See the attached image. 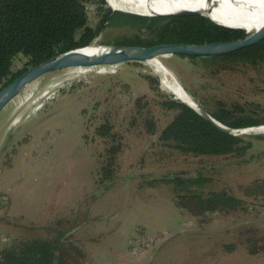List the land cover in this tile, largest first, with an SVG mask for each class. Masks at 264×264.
<instances>
[{"label":"rangeland","instance_id":"1","mask_svg":"<svg viewBox=\"0 0 264 264\" xmlns=\"http://www.w3.org/2000/svg\"><path fill=\"white\" fill-rule=\"evenodd\" d=\"M85 5L96 26L99 1ZM131 33L108 23L96 42ZM171 57L167 69L210 106L219 99L264 103V74ZM25 62L18 56L14 70ZM149 62L54 69L0 112V251L63 229L72 243L67 264H264V139L254 138L244 156H196L161 144L173 113L158 101L185 100ZM104 111L123 135L117 179L107 189L99 173L106 142L94 134ZM251 134L264 127L240 135ZM197 175L210 180H173ZM192 190H227L240 203L192 213L175 203Z\"/></svg>","mask_w":264,"mask_h":264},{"label":"trees","instance_id":"2","mask_svg":"<svg viewBox=\"0 0 264 264\" xmlns=\"http://www.w3.org/2000/svg\"><path fill=\"white\" fill-rule=\"evenodd\" d=\"M87 1L0 0V84L60 52L96 41L108 23L132 30L131 34L118 37L115 40L118 44L213 42L236 37L243 31L216 23L203 15L157 16L113 10L104 7L106 0H98L102 15L98 24L93 26L89 23L85 5ZM21 55L26 59L24 67L14 70V62ZM205 63L218 70L246 68L262 75L264 39ZM150 79L159 82L157 77ZM189 93L204 110L232 129L264 124V103L260 101L227 102L219 99L210 106L192 91ZM139 102L138 99L136 103ZM158 104L173 113L171 121L161 129L158 140L186 154L244 156L255 148L254 138L264 139V134H251L248 139L245 135L222 130L187 103L177 99L159 100ZM108 113L104 111L94 130V134L106 142L99 172L100 181L109 180L104 185L105 189L117 179L115 166L123 145V135L114 131L115 123ZM149 125L155 129L153 124ZM173 180L197 185L210 178L197 175ZM175 203L194 213L198 209L204 212L223 210L237 206L240 200L227 190L208 193L192 190L191 193L177 195ZM67 232L59 229L53 238H35L20 244L18 248L3 249L0 251V264H67L66 257L69 256V247H72V243L67 242Z\"/></svg>","mask_w":264,"mask_h":264},{"label":"water","instance_id":"3","mask_svg":"<svg viewBox=\"0 0 264 264\" xmlns=\"http://www.w3.org/2000/svg\"><path fill=\"white\" fill-rule=\"evenodd\" d=\"M204 1L205 4H207V0ZM230 3L232 4V7L230 8L235 7L242 9L247 11L249 15H257L264 8V0H230ZM210 9L212 10L210 11ZM208 10L204 11L200 9L183 8L170 12L153 11L150 14L143 15H203L216 23L232 28V26L221 23L213 17L212 12L215 11L217 14H225V10L220 11L218 8L212 5L208 6ZM263 39L264 20L261 25L255 29L244 28L243 31L236 37L213 42L118 44L102 42L98 43L94 41L86 45L70 48L40 63L31 65L17 75L0 84V112L11 101L20 96V94H22L30 85L42 77L48 75L60 63H68L74 70H85L103 65L118 66L120 64L149 62L153 59H157L166 65L170 58L165 60V57L179 56L183 58V61L186 64L189 65L196 62H207L213 60L223 55L249 47L262 41ZM192 101L198 106L199 109L187 102L185 103L205 116L218 128L233 134L240 135L246 130H255L257 128L264 127V124H261L252 127L232 129L215 119L211 114L204 110L194 98Z\"/></svg>","mask_w":264,"mask_h":264},{"label":"bare ground","instance_id":"4","mask_svg":"<svg viewBox=\"0 0 264 264\" xmlns=\"http://www.w3.org/2000/svg\"><path fill=\"white\" fill-rule=\"evenodd\" d=\"M110 5L117 10L132 11L140 14H150L153 11L158 12H170L178 9H200L208 10V6H215L220 11L225 10V14H217L212 12L213 17L224 24L232 26V28H248L255 29L261 25L264 20V8L257 15H249L247 11L238 8H230L232 4L230 0H207L205 4L204 0H108ZM212 9H210L211 11ZM209 11V10H208ZM157 71L162 76L163 85L175 92L178 96H181L185 101L196 108L198 106L192 101L193 98L186 92L181 86L179 81L172 75V73L163 67L162 63L157 59L150 61ZM68 63H60L54 69H58L64 66H68ZM199 109V108H198ZM262 128V127H261ZM259 129V128H257ZM262 130V129H261ZM248 130L244 131L247 132Z\"/></svg>","mask_w":264,"mask_h":264},{"label":"built area","instance_id":"5","mask_svg":"<svg viewBox=\"0 0 264 264\" xmlns=\"http://www.w3.org/2000/svg\"><path fill=\"white\" fill-rule=\"evenodd\" d=\"M96 67H104V68H102V71H103V69H105L106 67H113V66H110V65H103V66H96ZM95 67H93V68H90V69H94Z\"/></svg>","mask_w":264,"mask_h":264}]
</instances>
